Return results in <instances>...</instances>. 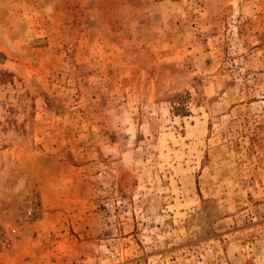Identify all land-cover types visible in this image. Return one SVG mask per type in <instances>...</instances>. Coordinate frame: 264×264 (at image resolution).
Segmentation results:
<instances>
[{"label": "rangeland", "instance_id": "obj_1", "mask_svg": "<svg viewBox=\"0 0 264 264\" xmlns=\"http://www.w3.org/2000/svg\"><path fill=\"white\" fill-rule=\"evenodd\" d=\"M0 264H264V0H0Z\"/></svg>", "mask_w": 264, "mask_h": 264}]
</instances>
